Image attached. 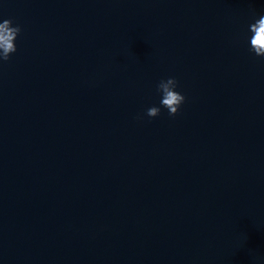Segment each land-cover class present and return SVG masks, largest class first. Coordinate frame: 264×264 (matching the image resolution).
Instances as JSON below:
<instances>
[{"label":"water","instance_id":"water-1","mask_svg":"<svg viewBox=\"0 0 264 264\" xmlns=\"http://www.w3.org/2000/svg\"><path fill=\"white\" fill-rule=\"evenodd\" d=\"M264 0H3L0 264H264ZM175 76V115L156 85Z\"/></svg>","mask_w":264,"mask_h":264},{"label":"clouds","instance_id":"clouds-1","mask_svg":"<svg viewBox=\"0 0 264 264\" xmlns=\"http://www.w3.org/2000/svg\"><path fill=\"white\" fill-rule=\"evenodd\" d=\"M2 2L3 0H0V3ZM20 31V25L14 24L12 18H0V61L8 60L17 50L15 41ZM244 42L248 45L250 52L258 57H264V13L253 15L245 30ZM178 89L179 81L175 76L162 77L156 85L159 103L147 107V116L159 115L161 106L167 108L170 115H175L186 100L184 93Z\"/></svg>","mask_w":264,"mask_h":264}]
</instances>
